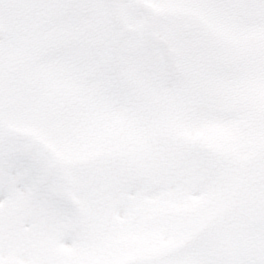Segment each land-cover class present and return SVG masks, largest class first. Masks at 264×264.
<instances>
[{
  "label": "snow or ice",
  "instance_id": "obj_1",
  "mask_svg": "<svg viewBox=\"0 0 264 264\" xmlns=\"http://www.w3.org/2000/svg\"><path fill=\"white\" fill-rule=\"evenodd\" d=\"M0 264H264V0H0Z\"/></svg>",
  "mask_w": 264,
  "mask_h": 264
}]
</instances>
